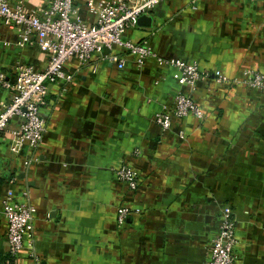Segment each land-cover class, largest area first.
Returning <instances> with one entry per match:
<instances>
[{
	"label": "crops",
	"instance_id": "obj_1",
	"mask_svg": "<svg viewBox=\"0 0 264 264\" xmlns=\"http://www.w3.org/2000/svg\"><path fill=\"white\" fill-rule=\"evenodd\" d=\"M8 1L39 11L50 0ZM72 1L77 16L92 22L86 0ZM145 15L149 21L123 37L154 55L195 61L202 76L193 98L202 115L172 119L165 130L154 123L152 115L187 88L153 57L137 66L114 47L121 68L95 53L83 64L70 57L63 71L71 80L49 85L40 107L38 145L11 147L14 118L0 131V200L9 185L16 200L25 192L40 264H202L224 206L235 221V263L264 264V90L210 77L214 69L229 79L264 74V0H161ZM15 36L0 23L5 81L15 63L45 65L36 46H17ZM11 95L0 85V110ZM121 164L136 171L132 191L114 174ZM120 205L131 209L122 226ZM5 230L0 203V260ZM14 258L32 264L26 245Z\"/></svg>",
	"mask_w": 264,
	"mask_h": 264
},
{
	"label": "built area",
	"instance_id": "obj_2",
	"mask_svg": "<svg viewBox=\"0 0 264 264\" xmlns=\"http://www.w3.org/2000/svg\"><path fill=\"white\" fill-rule=\"evenodd\" d=\"M159 1L161 0H102L94 4L92 0H86V7L94 13L93 21L87 23L75 13L72 0H50L39 11L25 10L18 2L0 0V23L15 31V45H34L45 57L42 68L15 63L11 81L3 80L0 73V85L12 90L10 100L0 110V131L6 128L10 119L17 121L16 126L9 129L11 147L16 149L25 141L29 147L35 148L40 142L45 130L40 107L45 103L49 85L60 78L67 83L71 80V75L63 71V64L67 59L75 57L83 64L95 53L99 58L121 68L123 60L120 54L112 50L114 47L132 55L137 66L142 65L147 57H153L158 65L173 67L177 82L186 86L187 92L176 91L171 104L163 105L152 115V120L160 130L167 129L172 119L189 115L200 117L202 111L193 98L196 81L202 76L197 63L154 55L148 45L123 37L124 31L134 27L137 18L147 14ZM104 48L107 52L101 54ZM210 77L214 83L242 84L264 90V74L258 71L246 70L241 79H229L214 69ZM114 174L128 190L135 189L137 174L130 166L121 164ZM21 196L22 200H16L9 185L0 200L1 214L6 223V251L15 257L26 245L32 264H40L31 241L34 207L26 199L25 192ZM130 213L129 207L118 206L115 210L117 225L121 226ZM234 223L230 208L224 206L219 213L218 229L208 241L207 255L202 264H236L233 254Z\"/></svg>",
	"mask_w": 264,
	"mask_h": 264
},
{
	"label": "trees",
	"instance_id": "obj_3",
	"mask_svg": "<svg viewBox=\"0 0 264 264\" xmlns=\"http://www.w3.org/2000/svg\"><path fill=\"white\" fill-rule=\"evenodd\" d=\"M122 225H125V222ZM4 262L5 264H16L15 258L12 255H10L8 252H6L5 258L3 260H0V264H4Z\"/></svg>",
	"mask_w": 264,
	"mask_h": 264
},
{
	"label": "water",
	"instance_id": "obj_4",
	"mask_svg": "<svg viewBox=\"0 0 264 264\" xmlns=\"http://www.w3.org/2000/svg\"><path fill=\"white\" fill-rule=\"evenodd\" d=\"M141 19H146V20L149 21V17L146 16L145 14H142V15H140V16L137 18L136 24H138L139 21H140Z\"/></svg>",
	"mask_w": 264,
	"mask_h": 264
}]
</instances>
